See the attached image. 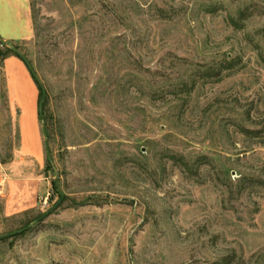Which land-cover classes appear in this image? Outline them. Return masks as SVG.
<instances>
[{
  "label": "rangeland",
  "instance_id": "374dc122",
  "mask_svg": "<svg viewBox=\"0 0 264 264\" xmlns=\"http://www.w3.org/2000/svg\"><path fill=\"white\" fill-rule=\"evenodd\" d=\"M0 39V264H264V0H0Z\"/></svg>",
  "mask_w": 264,
  "mask_h": 264
},
{
  "label": "water",
  "instance_id": "95a60500",
  "mask_svg": "<svg viewBox=\"0 0 264 264\" xmlns=\"http://www.w3.org/2000/svg\"><path fill=\"white\" fill-rule=\"evenodd\" d=\"M5 42L3 40L0 39V44H4ZM14 54L25 64V66L27 67L29 73L31 74V76L34 78V80L36 81V83H38L40 91H41V99L39 102V106H38V114H39V119L40 121L43 123V103L45 101L46 98V91L44 89V87L40 84L38 77L30 63V61L22 54L20 53L17 49H13ZM43 135L44 138H46V131H45V127L43 125ZM45 149L48 153V156H50L49 153V146H48V142L47 140H45ZM59 200L57 201V203H55V205H53V207H51V209H49V211H47L44 215H42L41 217H39L35 223H38L40 221H42L46 216H48L50 213L54 212L56 209H58V207L61 205L63 199H64V194L62 192L59 191ZM31 227H24L22 229L16 230V231H12L10 233L4 234L0 236V241L5 240V239H9L12 238L14 236L20 235L26 231H28Z\"/></svg>",
  "mask_w": 264,
  "mask_h": 264
},
{
  "label": "trees",
  "instance_id": "16d2710c",
  "mask_svg": "<svg viewBox=\"0 0 264 264\" xmlns=\"http://www.w3.org/2000/svg\"><path fill=\"white\" fill-rule=\"evenodd\" d=\"M38 84V83H37ZM41 99V98H40ZM43 105H44V103H43ZM43 119H44V115H43Z\"/></svg>",
  "mask_w": 264,
  "mask_h": 264
}]
</instances>
